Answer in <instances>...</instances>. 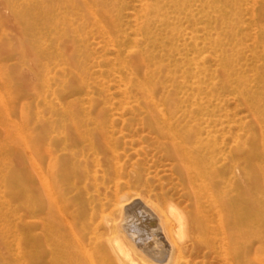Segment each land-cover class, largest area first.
Segmentation results:
<instances>
[{
    "label": "rangeland",
    "instance_id": "1",
    "mask_svg": "<svg viewBox=\"0 0 264 264\" xmlns=\"http://www.w3.org/2000/svg\"><path fill=\"white\" fill-rule=\"evenodd\" d=\"M213 111L224 128L213 127L211 148L197 139L200 158L214 164L194 167L196 177L148 121L166 117L186 134ZM69 119L114 132L106 141L114 166L90 167L74 189L69 178L85 165L52 148V161L70 166L60 176L45 158ZM262 174L264 0H0V264H48L49 221L74 245L85 208L105 203L109 213L135 192L163 212L172 204L199 216L207 242L182 264H226L228 252L212 247L231 230V198ZM257 221L264 230V218ZM117 230L98 235L109 241ZM248 240L253 264H264L260 241ZM139 249L137 264L169 261ZM92 256L88 264L103 261Z\"/></svg>",
    "mask_w": 264,
    "mask_h": 264
},
{
    "label": "bare ground",
    "instance_id": "2",
    "mask_svg": "<svg viewBox=\"0 0 264 264\" xmlns=\"http://www.w3.org/2000/svg\"><path fill=\"white\" fill-rule=\"evenodd\" d=\"M165 113L163 112V114ZM215 114L214 111L205 113L204 115L207 118L198 119V127L190 129L186 134H182L181 129L166 117L162 118L164 122H161V124L155 121H148V123L154 132L171 139L166 144L169 153L176 156L180 162L192 170L194 176L198 177L201 172L199 170L194 171V167L199 168V166H202L207 169L214 164V159L211 157L205 160L202 155L200 158L202 148L204 149L201 145L204 141L202 136L208 140L206 148H211L213 146L210 143L215 142L218 136L214 134L213 127L221 126V128H224L225 121L216 120L213 122ZM219 121L222 123H219ZM101 123L104 124L102 121L97 122L98 125L94 129L87 130L88 125H81L76 119H69L65 123L63 131L61 130L62 139L58 135L51 136L49 149L45 151L48 166L54 168L60 176L65 175L70 168L68 163L59 165L56 163L58 160L52 161L50 152L53 148L55 152H61L68 159L77 158L78 162L83 163L86 167H83L84 172L76 169V172H74L76 177L69 178L71 187L67 189H74L77 184L82 183L84 178H90L93 174L89 169L90 167L94 168L96 165L104 168L114 166L110 157L107 156L108 147H106V141L108 138L114 137V132L106 130L103 125L100 126ZM203 124L207 126L199 128ZM66 137L68 139H63ZM198 138L201 144L196 146L195 143L198 142ZM72 148H76L75 154L74 151H71ZM78 169H81V167ZM184 178L189 183L193 176L190 173H185ZM261 178L262 180L258 184L255 181L251 182L250 189L244 190L243 196L238 200L231 198L234 210L231 217V230L224 232L226 235L222 239L223 241H220L222 244L219 243L218 246L212 247V249L217 250L222 245L225 252H228V255L224 257L226 258L225 262L229 264H253L254 260L250 255L252 242H246L250 238H257L260 241V252L263 255L262 260H264V230L257 221L263 220L264 214L259 215L255 212L257 210L256 205H258V208L261 205L264 207L263 174ZM48 187L50 188V186ZM142 195L141 192H135L118 196L119 199L116 203H112L109 213H106V209L103 208V206L106 207L105 203L97 205L93 209L85 208V213L78 220L75 230L78 238L74 245L69 238L60 239L55 232V223L49 221L50 224L46 231V241H48L49 247L46 244L48 249L45 252V255L49 258L48 264H62L63 259H67L65 264H88L93 257L92 254L99 255L100 259L103 260L97 264H137L136 261L140 259L136 251L137 246L159 262L163 259L166 260L165 258L168 257L167 264H182L187 250H198L206 244L204 229L196 226L200 220L198 215L186 217L184 212L183 215L172 204L168 206L167 212H163L165 209L162 211L158 205H154ZM238 204L241 208H237ZM43 207H45L44 203L41 210ZM122 213L126 216L125 220L121 219ZM142 222H148V224L143 226L145 223L142 225ZM118 225L121 227V233L117 232L118 235L113 236L109 241L103 240L98 235L99 229L117 230ZM141 230L144 232L141 233ZM187 232L191 234L190 244H187L189 238H185ZM90 262L92 263V261ZM142 264L154 263L143 262Z\"/></svg>",
    "mask_w": 264,
    "mask_h": 264
}]
</instances>
